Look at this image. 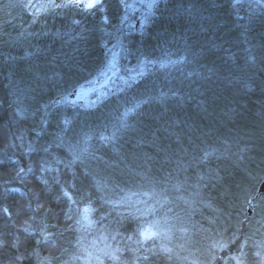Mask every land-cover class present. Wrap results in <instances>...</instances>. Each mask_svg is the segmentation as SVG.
Wrapping results in <instances>:
<instances>
[{"label":"rangeland","instance_id":"obj_1","mask_svg":"<svg viewBox=\"0 0 264 264\" xmlns=\"http://www.w3.org/2000/svg\"><path fill=\"white\" fill-rule=\"evenodd\" d=\"M8 1L11 0L0 4V27H5V31H0V71L6 72L21 90L22 96L14 98L16 103L22 102L29 113H43L40 117L42 128H46L47 118L61 124L58 144L72 152L73 162L85 163L87 168L94 164L97 173L106 177L110 185L121 183L129 187V190L120 188L124 190L122 202L129 211L143 216V233L145 230L155 233L164 248L182 254V260L188 264H249L253 256L249 248L251 241L259 246L256 254L264 264V195L255 200L264 181V74H247L243 70L255 67L257 72L264 73V0H233L238 9L234 19L233 12L224 14L222 8L196 11L197 20L212 22L215 24L213 29L236 32L248 38L243 42L244 50L248 51V57H243L244 64L228 63L225 70L219 71V81L220 86L229 84L237 96L246 97L247 101L242 103L245 107L250 102L256 103L258 113L262 114L253 121L244 146L233 141L237 139L226 141L219 135L213 140L224 146L219 149L207 144L211 143L207 140L212 139L206 127L214 117V105L208 111L200 108L192 117L189 111H175V116L165 122L167 102L158 103L159 96L143 95L142 92L148 85L143 81L150 74L165 73L168 67L182 71L180 75L184 71L190 74L193 70L188 65L192 61L145 58L134 63L133 52L123 41L125 33L146 30L147 20L152 16L150 12L157 11L158 5L168 0H138L140 4L134 0H121L124 14L120 15L117 28L113 30L109 25L115 23L110 19L116 15H106L113 6L100 4V0L95 8L105 16L98 22L100 25L94 27L96 33L84 31L86 34L80 32L79 35L71 26L79 23L71 24V16L67 19L69 6L67 9L61 6L59 10L60 5H55L53 0H33L35 5L31 6H27L31 0L27 5L24 0H16L27 18L13 10L10 12ZM171 1L175 12L181 1L192 4L190 0ZM142 9L147 14L144 15ZM180 10L189 14L193 8ZM137 11L142 13L138 15ZM170 11L172 9L165 16L169 19ZM38 14L43 17L39 31L60 37V53L52 55L49 62H43L40 50L33 56L28 53L32 58H28L21 68L19 58H9L6 52L15 46V42L23 43V46L31 42L35 33L16 35L13 31L24 18L29 20V29L35 27ZM245 17L249 19L244 21ZM46 18L57 27L44 30ZM87 47H99L102 54L101 67L92 75L88 66L82 65L87 58H79L80 52ZM198 79L203 80L202 77ZM238 88L244 91L240 92ZM52 91L58 98L41 105L42 99ZM128 93L133 98H129ZM213 96L217 97L214 93ZM57 108H61L60 117L54 115ZM22 110L25 111L24 107ZM235 110L234 106L230 108L231 112ZM107 116L110 122L104 121ZM145 116L151 117L158 127L162 125L168 129L169 135L161 136L157 130L152 134L147 129ZM169 128H182L194 135L196 145H192L189 135L188 138L183 134L175 136ZM145 142L153 144L160 153L143 157L138 149ZM106 150L116 161L105 154ZM206 182L220 189L214 205L210 204V194L205 191ZM89 218L91 220L90 212L85 213V219ZM143 239L148 238L143 235Z\"/></svg>","mask_w":264,"mask_h":264},{"label":"trees","instance_id":"obj_2","mask_svg":"<svg viewBox=\"0 0 264 264\" xmlns=\"http://www.w3.org/2000/svg\"><path fill=\"white\" fill-rule=\"evenodd\" d=\"M6 1L0 0V4ZM28 1L24 0L23 3L27 5ZM53 1L55 5L69 6L67 19L71 16V24L75 21L79 23L71 25L76 35L84 31L95 34L94 27L100 25L98 22H102L105 16L97 8L90 10L82 5L74 6L70 0ZM8 2L10 12L13 10V13L27 17L19 2ZM134 2L140 4L138 0ZM190 2V5H187L186 1L178 3V12L173 9L171 0L160 3L159 9L155 12L152 10V16L148 15V28L140 33H125L122 35L123 41L131 48L134 63L145 58H169L173 62L178 59L183 62L192 61L188 65V68L192 67L193 70L190 74L184 71L183 75H180L182 71L168 67L169 70H165V73H152L143 81L148 84L145 86L146 90L142 89L143 95H156L160 97L158 103L167 102L165 122L167 118L175 116V111H189L192 117L200 108L208 111V108L214 105V117L206 127L212 139L207 140L211 142L207 144L216 149L224 147L213 141L220 135L226 141L237 139L233 141L242 147L245 139L249 137L248 131H251L253 121L256 122L262 114L258 113L256 103L250 102L246 107L242 105L247 101L246 97L237 96L229 84L220 86L219 71L221 68L225 70L228 63L244 64L243 57H248V51L244 50L243 42L248 38L236 32L217 31L213 29L215 24L212 22L198 21L196 12L199 9L211 11L213 8H222L224 14L233 12L234 19L237 18V5H234L233 0ZM100 4L113 6L106 11V15H116V19H110V22L115 24L109 27L110 30L117 28V20L124 14V2L102 0ZM31 5H35L33 0L29 1L27 6ZM68 6L62 8L67 9ZM178 8L193 10L188 14ZM171 9L169 19L165 16ZM141 11L144 15L147 14L145 9ZM142 12L137 11V14ZM39 15L41 14L36 15L38 21L32 29H29L27 17L13 31L16 35L29 31L35 33L31 42H27V46L15 42V46L6 52L9 58H19L17 61L21 68L37 50L42 51L40 56L43 62L51 61L52 55L60 53V37L39 31L43 19ZM245 18L244 21L249 19ZM220 20L222 21L223 17ZM56 27L49 18L45 19L44 30H53ZM3 30L5 31V27L1 26L0 31ZM18 38L17 40L22 39ZM98 48L87 47L80 52L79 58H87V62L82 65L88 66L91 75L101 67L102 54ZM28 53L32 56L29 57ZM254 68H250L251 71L243 70L247 74H264ZM242 76L240 73L241 78ZM15 83L8 78L6 72L0 71V264H188L182 260V254H176L174 249L164 248L160 237L154 235L152 238L143 239V216L129 211L122 202V193L126 189L129 190V187L121 183L110 185L106 177L97 173L94 164L87 168L85 163L73 162L72 152L58 144L61 124L46 117V128H42L40 117L43 113H29L22 102L18 104L14 101L15 96H22ZM139 88L141 89L140 86ZM238 91L244 90L238 88ZM213 93L217 97H214ZM54 94L52 91L51 95L42 99L41 105L57 99ZM127 95L130 98L131 94ZM233 106L236 110L231 112L230 108ZM23 107L25 111L22 110ZM60 109L57 108L55 116L60 117ZM145 117L147 129L151 130L152 134L157 130L161 136L169 135L168 129L162 128V125L158 127L151 117ZM104 121L111 120L107 116ZM169 129H173L175 136H190L192 145H196L194 135L188 134L189 132L182 128ZM197 140L199 141L198 138ZM197 144L205 145L201 142ZM111 149L109 147V150ZM109 150H106L105 154L116 161ZM138 150L145 158L160 153L148 142L143 143ZM133 151L136 152L137 149L133 147ZM208 184L206 182L205 191L210 194V204L214 205L220 189ZM121 187L124 190H120ZM65 192L69 193L71 199L64 195ZM261 195L264 193L259 194L258 191L255 200ZM87 212H90L91 220L85 219ZM249 248L253 253L249 264H261V257L256 254L259 246L251 241Z\"/></svg>","mask_w":264,"mask_h":264},{"label":"snow or ice","instance_id":"obj_3","mask_svg":"<svg viewBox=\"0 0 264 264\" xmlns=\"http://www.w3.org/2000/svg\"><path fill=\"white\" fill-rule=\"evenodd\" d=\"M100 0H70V3H72L74 6H83L86 9H92L97 7V5L99 4ZM60 6H68V5H60ZM151 7V5H149ZM67 123V122H66ZM107 139V138H104ZM23 171V170H21ZM65 196H68L69 199H71V196L69 195V193L65 192L64 193ZM142 235L145 236V238H151L152 235H155V233H152L150 230H145L144 233H142Z\"/></svg>","mask_w":264,"mask_h":264},{"label":"water","instance_id":"obj_4","mask_svg":"<svg viewBox=\"0 0 264 264\" xmlns=\"http://www.w3.org/2000/svg\"><path fill=\"white\" fill-rule=\"evenodd\" d=\"M262 193H264V181L259 188V194H262Z\"/></svg>","mask_w":264,"mask_h":264}]
</instances>
